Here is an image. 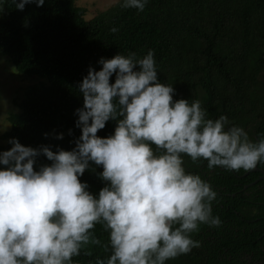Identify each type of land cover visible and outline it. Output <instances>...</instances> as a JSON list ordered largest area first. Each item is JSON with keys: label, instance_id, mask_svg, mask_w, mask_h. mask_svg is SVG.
Returning <instances> with one entry per match:
<instances>
[{"label": "clouds", "instance_id": "9594fccd", "mask_svg": "<svg viewBox=\"0 0 264 264\" xmlns=\"http://www.w3.org/2000/svg\"><path fill=\"white\" fill-rule=\"evenodd\" d=\"M13 3L22 11L45 0ZM146 3L122 0L121 7L142 12ZM98 63L79 84L75 147L53 151L11 138L12 147L0 152V264H79L73 258L91 256L93 246L109 253L95 264H166L200 247L193 234L201 225L222 223L213 214L217 192L186 171L184 157L207 161L209 170L264 164V137L251 139L226 115L211 118L198 99L174 98L173 85L159 79L154 50ZM109 120L114 134L99 136ZM40 155L50 163L37 168ZM92 165L102 167L98 195L80 179ZM97 225L107 242L95 234Z\"/></svg>", "mask_w": 264, "mask_h": 264}, {"label": "trees", "instance_id": "16d2710c", "mask_svg": "<svg viewBox=\"0 0 264 264\" xmlns=\"http://www.w3.org/2000/svg\"><path fill=\"white\" fill-rule=\"evenodd\" d=\"M121 3L85 19L75 0H45L41 7L31 3L22 11L13 0H0V54L17 75L45 80L31 86L18 111L9 114L0 152L12 147L11 138L34 148L71 150L81 134L76 109L83 107L79 84L89 67L99 70L101 57L117 53L135 52L142 58L150 49L159 79L173 85L175 99H198L211 118L226 115L251 139L263 137L264 0H147L142 12ZM113 27L119 31L112 33ZM115 126L109 120L97 134H114ZM184 159L186 171L200 174L217 192L213 214L222 223L217 228L201 225L193 234L200 247L166 264L264 261V180L255 181V170H209L207 161ZM44 163L50 161L40 155L35 167ZM256 168L264 169V164ZM99 172L102 167L92 165L80 177L97 195L104 186ZM95 234L107 242L108 233L100 225ZM108 254L93 246L91 256L82 252L73 259L95 264L97 257Z\"/></svg>", "mask_w": 264, "mask_h": 264}, {"label": "rangeland", "instance_id": "374dc122", "mask_svg": "<svg viewBox=\"0 0 264 264\" xmlns=\"http://www.w3.org/2000/svg\"><path fill=\"white\" fill-rule=\"evenodd\" d=\"M118 0H75V5L84 9L83 17L89 19ZM45 80L36 76L17 75L9 59L0 54V144L2 133L9 127V114L18 111L17 104L23 99L29 88L38 86Z\"/></svg>", "mask_w": 264, "mask_h": 264}, {"label": "flooded vegetation", "instance_id": "af4514ba", "mask_svg": "<svg viewBox=\"0 0 264 264\" xmlns=\"http://www.w3.org/2000/svg\"><path fill=\"white\" fill-rule=\"evenodd\" d=\"M259 169H262V168H259ZM257 172V178L255 179V181H257V180H261V178H260V173L258 172V171H256ZM246 186H243L242 188H245ZM254 263H256V264H264V261H262V260H256Z\"/></svg>", "mask_w": 264, "mask_h": 264}, {"label": "water", "instance_id": "95a60500", "mask_svg": "<svg viewBox=\"0 0 264 264\" xmlns=\"http://www.w3.org/2000/svg\"><path fill=\"white\" fill-rule=\"evenodd\" d=\"M263 137H264V130H263ZM252 170L258 171L260 173V178L264 180V169L254 168Z\"/></svg>", "mask_w": 264, "mask_h": 264}]
</instances>
